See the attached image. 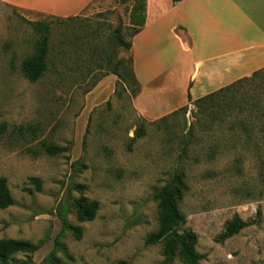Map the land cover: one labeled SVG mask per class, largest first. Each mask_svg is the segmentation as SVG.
<instances>
[{
    "label": "rangeland",
    "instance_id": "obj_1",
    "mask_svg": "<svg viewBox=\"0 0 264 264\" xmlns=\"http://www.w3.org/2000/svg\"><path fill=\"white\" fill-rule=\"evenodd\" d=\"M138 3L146 11L147 0H94L76 19L61 21L0 1V124L7 127L0 136V177L13 199L0 210V239L39 247L5 264H184L178 254L166 262L163 243L144 242L159 228L155 191L175 173H183L187 187L178 203L186 222L173 238L194 233L199 264H264V148L255 150L238 129L231 134L228 119L209 131L195 128L186 147L192 102L164 120L148 119L136 112L128 86L106 80L115 66L129 71L131 55L119 39L130 42L137 29L130 12ZM43 26L48 70L31 83L22 63L34 54ZM145 67L144 81L168 73ZM158 91H150V104L162 102ZM179 92L162 110L177 104ZM140 126L145 134L136 138ZM42 144L68 151L50 156ZM30 178L39 180L40 191ZM81 197L99 204L92 221L76 218L73 204ZM234 216L253 224L217 242Z\"/></svg>",
    "mask_w": 264,
    "mask_h": 264
},
{
    "label": "crops",
    "instance_id": "obj_2",
    "mask_svg": "<svg viewBox=\"0 0 264 264\" xmlns=\"http://www.w3.org/2000/svg\"><path fill=\"white\" fill-rule=\"evenodd\" d=\"M0 1L66 19L82 14L94 0ZM130 43L132 69L140 85L134 108L139 115L156 119L264 68V0H147L144 26ZM144 65L168 73L163 79L144 81ZM106 80L111 83L116 76ZM152 82L156 87L150 86ZM176 88L179 101L162 110ZM156 90L163 93L164 104L149 103L150 91Z\"/></svg>",
    "mask_w": 264,
    "mask_h": 264
},
{
    "label": "trees",
    "instance_id": "obj_3",
    "mask_svg": "<svg viewBox=\"0 0 264 264\" xmlns=\"http://www.w3.org/2000/svg\"><path fill=\"white\" fill-rule=\"evenodd\" d=\"M179 0H173V3ZM145 5L135 4L130 12V23L137 29L132 33L131 38L139 32L145 23ZM77 17L66 19L60 18L61 21H72ZM48 28L42 27V34L39 42L36 45L35 52L22 63V72L25 78L31 83L38 81L48 70ZM120 45L124 50L129 51L131 43H125L119 39ZM111 72L118 81L125 86H128L131 93L136 96L140 91V85L135 77L130 60V67L127 73H120L115 68ZM127 88V87H126ZM187 99L190 102L191 97L188 94ZM195 111V121L192 122L189 128V143L193 142V131L199 128L209 131L213 129V125L227 122L228 131L235 134L238 129L246 135L247 140H252L255 150L259 151L264 148V68L253 72L249 77L241 78L230 85L222 87L214 92H211L193 102ZM187 107H181L171 114L184 112ZM166 117H161L164 120ZM204 119V121H201ZM6 124H0V136L6 131ZM34 130L31 127H26V131ZM253 131L262 134L258 139L253 137ZM17 132L20 136L24 135V128L18 127ZM34 132V131H32ZM145 134L144 128L140 126L136 131V138L143 137ZM253 137V139H252ZM134 141V138L132 139ZM42 148L46 154L55 156L66 153V147H58L54 145L42 144ZM36 184L37 191H40V182L37 178H30ZM80 189H85V186H79ZM183 173H175L168 184L155 191L154 197L158 200L159 209V228L156 232L150 233L145 238L146 245H157L163 243V254L166 262H171L176 254L183 260L184 264H199L202 256L196 252V235L192 232H184L181 235L173 238L172 234L178 228L185 224V217L178 208L179 201L183 198L186 190ZM13 205V199L7 187L5 178L0 177V210L6 209ZM73 207L75 208L76 218L79 222L92 221L99 209L97 201L89 200L86 197L77 199ZM251 221H243L238 216H234L232 220L226 222L223 231L218 235L216 241L224 242L225 240L238 234L242 229L252 225ZM74 237L77 240L81 239L80 227L73 229ZM38 245H34L27 241L0 239V264H5L13 255L24 253L32 255ZM56 264H61L57 262ZM118 264H128L121 261Z\"/></svg>",
    "mask_w": 264,
    "mask_h": 264
}]
</instances>
